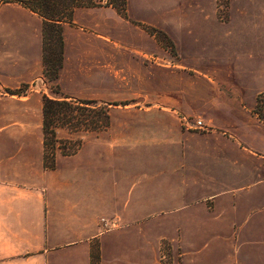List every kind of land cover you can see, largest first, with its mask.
I'll use <instances>...</instances> for the list:
<instances>
[{"label":"crops","instance_id":"crops-1","mask_svg":"<svg viewBox=\"0 0 264 264\" xmlns=\"http://www.w3.org/2000/svg\"><path fill=\"white\" fill-rule=\"evenodd\" d=\"M27 1L32 0H0V96L24 82H41V88L36 84L27 96L18 97L36 105L40 123L35 136L22 124L0 127V264H91L92 250L102 255L106 247L98 219L134 220L156 213L174 219L170 231L181 250L179 264H264V176L248 178L246 172L263 167L247 162L253 154L247 147H189L180 160L176 156L174 167L161 162L169 178L147 183L137 194L133 186L127 188L133 156L121 157L117 168H107V153L88 158L83 148L69 157L56 155L53 169L44 166L46 20L27 8ZM137 1L126 0L127 18L108 6H74L61 25L64 55L93 50L96 58L113 59L121 54L119 47L135 56L150 53L144 41L138 43V27L131 21L152 24L153 18L134 16V8L172 11L167 18L157 16L165 18L161 29L167 34L190 31L192 21L183 17L184 0ZM183 67L191 70L193 65ZM19 120L28 118L20 115ZM232 154L238 159L233 164ZM152 201H157L154 207ZM127 242L110 244L114 256L124 255L120 251Z\"/></svg>","mask_w":264,"mask_h":264},{"label":"rangeland","instance_id":"rangeland-1","mask_svg":"<svg viewBox=\"0 0 264 264\" xmlns=\"http://www.w3.org/2000/svg\"><path fill=\"white\" fill-rule=\"evenodd\" d=\"M82 1L54 0L56 16L67 18ZM184 1L183 17H190V31L167 34L161 29L163 17H169L172 11L133 9L134 16L153 18L152 24L131 21L138 27V43L144 41L148 45L145 49L150 50L144 56H135L124 47L118 48L121 54L113 59L96 58L93 50L83 51L81 56L79 51L67 56L63 51L58 79H43L49 95L44 96L66 98L78 107H83L80 102L91 101L96 108L89 107L92 112L104 106L109 126L90 133L72 131L68 126L59 128L57 137L62 144L57 145V155L63 147L75 154L84 148L88 158L102 151L109 155L104 163L107 168L112 164L117 168L121 157L133 156L134 170H130L127 188L133 186L136 194L147 183L157 185L169 178L160 166L167 163L174 167L176 156L180 160L189 147H247L253 152L247 162L263 167L248 169V178L264 176V0ZM141 33L143 38L139 37ZM188 65L193 68L183 67ZM31 84L24 82L18 90L2 91L0 127L22 124L34 137L40 123L36 105L18 100L36 84L41 88L40 81ZM20 115L28 120L20 121ZM230 158L232 164L238 160L233 154ZM156 202L152 201V207ZM100 220L106 221L107 227ZM173 221L157 213L134 220L98 219L106 247L102 255L98 249L92 250L91 264H179L181 250L170 231ZM126 240L128 247L119 250L124 255L114 256L110 244ZM163 256H168L166 262Z\"/></svg>","mask_w":264,"mask_h":264},{"label":"trees","instance_id":"trees-1","mask_svg":"<svg viewBox=\"0 0 264 264\" xmlns=\"http://www.w3.org/2000/svg\"><path fill=\"white\" fill-rule=\"evenodd\" d=\"M54 0H32L24 2L27 8L37 13L46 20L43 27V67L44 77L49 81L58 79V72L62 67L63 41L61 37L64 18L56 16ZM77 6H108L114 8L119 15L126 18V0H108L104 4L93 3V0L82 1ZM70 14L68 15V17ZM83 107H78L74 101L66 98L55 99L43 97L42 100V135H43V160L47 169H53L57 150L62 142L57 137L59 128L68 126L73 131L85 133L101 131L109 126V113L106 107H98L97 111L91 101L80 102ZM259 103V102H258ZM96 109V108H95ZM102 125V126H100ZM61 149L62 156L75 154L72 150Z\"/></svg>","mask_w":264,"mask_h":264},{"label":"built area","instance_id":"built-area-1","mask_svg":"<svg viewBox=\"0 0 264 264\" xmlns=\"http://www.w3.org/2000/svg\"><path fill=\"white\" fill-rule=\"evenodd\" d=\"M198 124L200 125V122H198ZM100 222L102 223V225H104L105 227H107V222L106 221H104V220H100ZM167 259H168V256H163V258H162V260L163 261H167Z\"/></svg>","mask_w":264,"mask_h":264}]
</instances>
